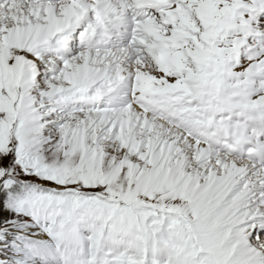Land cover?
<instances>
[{
  "label": "snow or ice",
  "instance_id": "snow-or-ice-1",
  "mask_svg": "<svg viewBox=\"0 0 264 264\" xmlns=\"http://www.w3.org/2000/svg\"><path fill=\"white\" fill-rule=\"evenodd\" d=\"M0 264H264V0H0Z\"/></svg>",
  "mask_w": 264,
  "mask_h": 264
}]
</instances>
